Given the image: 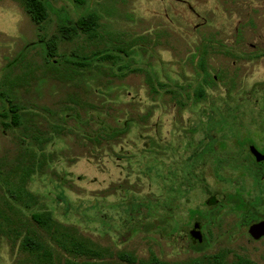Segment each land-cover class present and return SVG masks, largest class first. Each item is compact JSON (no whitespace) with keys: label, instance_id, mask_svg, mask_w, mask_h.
I'll list each match as a JSON object with an SVG mask.
<instances>
[{"label":"rangeland","instance_id":"1","mask_svg":"<svg viewBox=\"0 0 264 264\" xmlns=\"http://www.w3.org/2000/svg\"><path fill=\"white\" fill-rule=\"evenodd\" d=\"M42 1L48 16L37 24L26 0H0V90L11 97L10 84L21 83L14 89L24 112L18 126L0 125V264H37L21 245L27 235L52 250L47 264L230 256L231 198L217 197L223 205L203 224L205 242L190 238L189 215L206 208L207 195L183 186L180 154L206 134L190 133L195 127L214 116L228 124L231 103L236 123L242 116L264 135V63L240 56L264 39L240 14L264 13V0ZM89 12L99 16L92 37L75 27ZM231 183H243L250 197L261 186ZM32 213H50L47 226Z\"/></svg>","mask_w":264,"mask_h":264},{"label":"flooded vegetation","instance_id":"2","mask_svg":"<svg viewBox=\"0 0 264 264\" xmlns=\"http://www.w3.org/2000/svg\"><path fill=\"white\" fill-rule=\"evenodd\" d=\"M240 15V19H246L245 26L250 28L256 37L264 38V13L248 11ZM243 24L238 22L234 25L233 34L239 36L240 26ZM235 42L236 38L231 43V53L236 48ZM248 49L249 53L244 52L240 56H258L264 63V39H260L258 45L255 42H248ZM201 62H204L203 67L206 66L203 59ZM232 63H235V60ZM255 101L258 105L260 100ZM235 111H237L235 105L231 103V120H228L226 125L224 122L220 124V120L214 116L205 123V126L191 130L190 133H194L201 128L206 134L198 140L195 147L189 148L191 150L189 153L184 149L180 154L183 186L189 188L193 183L207 195L203 202L206 208L195 209L189 215L191 221L194 220L189 230L190 238H194L196 242L207 240L202 227L204 223H212L215 210L223 205L222 200L217 198L219 194L222 198H231V212L237 215V220L231 224V255L227 257L226 254L217 252L209 258L199 260L204 262L202 264H264V228H260V225L264 224V135L257 136L255 130L242 124V116L236 123V119L239 118L234 114ZM260 118L263 119V125L259 129L264 133V111H260ZM219 132L227 134L228 141L223 140L224 137L220 139V136H216ZM204 137L208 140L204 141ZM206 173L214 177V180L227 183L226 190H220L206 182ZM235 179L258 182L261 184L259 193L250 197L251 193L245 189L243 183L237 185L231 183ZM196 224L199 227L200 238L193 237L191 233Z\"/></svg>","mask_w":264,"mask_h":264},{"label":"trees","instance_id":"3","mask_svg":"<svg viewBox=\"0 0 264 264\" xmlns=\"http://www.w3.org/2000/svg\"><path fill=\"white\" fill-rule=\"evenodd\" d=\"M27 8L30 13V16L32 20L39 24L42 23L46 17L48 16V10H49V5L48 3L42 0H26ZM99 26V16L95 12H89L87 14L81 15L76 22V30L80 31L87 37H92L96 36V27ZM45 57L52 58L53 53L48 49L45 50ZM52 64L55 63V61L51 60ZM58 62V61H56ZM213 79V78H212ZM211 79V80H212ZM208 82V81H205ZM20 85L16 84L15 82H12L11 85V97L5 96V94L0 90V99L2 101V106L0 107V117H3V120L0 122V125L3 127H9V126H18L20 124V119L22 114V107L16 103V100L19 102V94H18V89L14 88H19L21 87ZM26 120L29 119V112H26ZM2 123V124H1ZM25 170L23 172V185L26 186V179L30 178L31 174L33 173V169L27 168L23 169ZM2 198L4 200H7V195L3 192ZM1 213V211H0ZM32 219L43 226H47L48 221L50 220V213H43V214H38V213H32L31 214ZM21 245L24 250H26L31 256L35 257V262L37 264H47L52 260V250L47 247L41 240L35 238L34 236H24L21 242ZM80 247V246H79ZM81 248V247H80ZM80 253H89L87 250H80ZM121 257L125 258V260H128V255H122ZM102 264L97 261L93 260H84L82 262H73V264ZM204 262H201L197 260L194 263L191 264H202ZM120 264V263H119ZM147 264H168L163 261H160L157 258H152ZM177 264V263H176Z\"/></svg>","mask_w":264,"mask_h":264},{"label":"water","instance_id":"4","mask_svg":"<svg viewBox=\"0 0 264 264\" xmlns=\"http://www.w3.org/2000/svg\"><path fill=\"white\" fill-rule=\"evenodd\" d=\"M264 225V224H263ZM262 224L260 225V228H264V226H263ZM191 233H192V235H193V237H195V238H200V234H198L199 233V227H198V225L196 224L195 226H194V228H193V230L191 231Z\"/></svg>","mask_w":264,"mask_h":264}]
</instances>
